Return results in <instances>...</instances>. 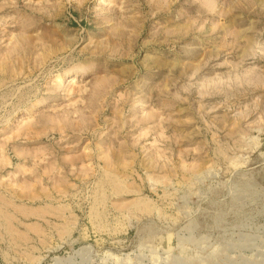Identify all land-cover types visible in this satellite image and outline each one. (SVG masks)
I'll return each mask as SVG.
<instances>
[{"label": "rangeland", "instance_id": "1", "mask_svg": "<svg viewBox=\"0 0 264 264\" xmlns=\"http://www.w3.org/2000/svg\"><path fill=\"white\" fill-rule=\"evenodd\" d=\"M0 264H264V0H0Z\"/></svg>", "mask_w": 264, "mask_h": 264}, {"label": "bare ground", "instance_id": "2", "mask_svg": "<svg viewBox=\"0 0 264 264\" xmlns=\"http://www.w3.org/2000/svg\"><path fill=\"white\" fill-rule=\"evenodd\" d=\"M71 82H73V81H71Z\"/></svg>", "mask_w": 264, "mask_h": 264}]
</instances>
